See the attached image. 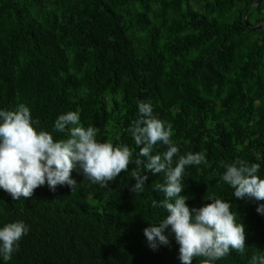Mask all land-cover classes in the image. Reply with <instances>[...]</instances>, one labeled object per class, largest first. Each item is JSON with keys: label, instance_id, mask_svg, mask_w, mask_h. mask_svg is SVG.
<instances>
[{"label": "trees", "instance_id": "16d2710c", "mask_svg": "<svg viewBox=\"0 0 264 264\" xmlns=\"http://www.w3.org/2000/svg\"><path fill=\"white\" fill-rule=\"evenodd\" d=\"M0 0V110L27 105L37 130L54 139L55 120L78 112L80 124L99 129L98 142L127 145V172L107 188L79 186L13 200L0 189V228L24 222L29 231L12 259L0 264H181L169 243L151 248L144 230L167 216L152 207L164 174L145 170L142 193H132L139 148L127 129L150 102L153 115L173 126L180 154L204 152L207 163L188 166L182 196L198 209L220 198L231 203L247 234L243 254L213 264H250L264 255V201L238 199L221 176L236 159L259 163L264 179V0ZM39 121L36 125L35 122ZM166 151L157 144L153 154ZM143 159V158H141ZM174 157V161H175ZM196 258L193 264H201Z\"/></svg>", "mask_w": 264, "mask_h": 264}, {"label": "clouds", "instance_id": "9594fccd", "mask_svg": "<svg viewBox=\"0 0 264 264\" xmlns=\"http://www.w3.org/2000/svg\"><path fill=\"white\" fill-rule=\"evenodd\" d=\"M138 112L139 117L127 129L139 148L135 160L138 167L131 172L136 182L129 191H144L148 179L142 174L145 170L154 175L163 173L165 181L155 186V190L164 194V199L159 202L154 199L152 207L165 209L167 216L144 230L150 247L155 249L157 241L167 245L169 241L164 233L170 227L179 245L181 264H193L196 258H203L201 264H213L233 250L243 254L246 228L244 223L237 222L231 203L208 197L211 203L190 209L186 203L188 198L181 195L186 167L206 164L205 153L181 155L172 140V124L156 118L150 102H140ZM53 132L64 134L66 138L57 140L49 131H38L30 108L23 103L14 110H0V189L13 200L31 198L34 191L45 184L52 191L65 185L71 192L75 191L79 184L72 178L74 170H79L84 179L101 188H107L109 182L129 170L131 149L123 144L98 142L99 129L82 126L78 112L59 115ZM157 144L166 146V151L153 154ZM223 167L221 179L234 190L236 198L264 201V179L258 175L259 163L236 159ZM256 211L264 215V204H259ZM28 231L22 221L0 228V257L5 262L12 259L19 241ZM250 264H264V255H253Z\"/></svg>", "mask_w": 264, "mask_h": 264}, {"label": "water", "instance_id": "95a60500", "mask_svg": "<svg viewBox=\"0 0 264 264\" xmlns=\"http://www.w3.org/2000/svg\"><path fill=\"white\" fill-rule=\"evenodd\" d=\"M261 2H262V0H258V1L256 2L255 5H259ZM246 16H247V12H246L245 20H244V21H245L246 27H247L249 30H252V31H261V30L264 29V22L261 23L260 25L256 26V27H251V26L249 25V23L247 22V18H246Z\"/></svg>", "mask_w": 264, "mask_h": 264}]
</instances>
